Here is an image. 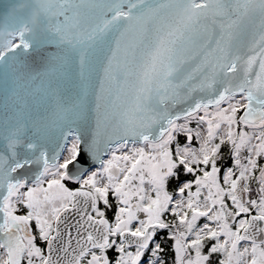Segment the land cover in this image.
<instances>
[{"label": "snow or ice", "instance_id": "snow-or-ice-1", "mask_svg": "<svg viewBox=\"0 0 264 264\" xmlns=\"http://www.w3.org/2000/svg\"><path fill=\"white\" fill-rule=\"evenodd\" d=\"M56 6L0 50V264H264V0Z\"/></svg>", "mask_w": 264, "mask_h": 264}, {"label": "water", "instance_id": "water-1", "mask_svg": "<svg viewBox=\"0 0 264 264\" xmlns=\"http://www.w3.org/2000/svg\"><path fill=\"white\" fill-rule=\"evenodd\" d=\"M57 3H50L49 0H6L2 9H0V37L7 39L8 43L16 37L18 32L23 31L26 39L38 41L43 37L46 28L53 20L51 12ZM39 15L40 26L38 29L39 39L32 33V18ZM0 50L8 48V44ZM55 52L54 46L48 49ZM29 67L33 70L43 68V63L38 60L35 53L29 55L26 60Z\"/></svg>", "mask_w": 264, "mask_h": 264}, {"label": "clouds", "instance_id": "clouds-1", "mask_svg": "<svg viewBox=\"0 0 264 264\" xmlns=\"http://www.w3.org/2000/svg\"><path fill=\"white\" fill-rule=\"evenodd\" d=\"M50 3H57V0H49ZM60 8L58 6H56L54 8V10L51 12V18L52 19H55L56 16H58L60 14ZM32 33L34 35H36L37 39H39V35H38V29H39V26H40V18H39V15H35L33 18H32ZM8 41L6 38L4 37H0V48H3L7 45Z\"/></svg>", "mask_w": 264, "mask_h": 264}, {"label": "rangeland", "instance_id": "rangeland-1", "mask_svg": "<svg viewBox=\"0 0 264 264\" xmlns=\"http://www.w3.org/2000/svg\"><path fill=\"white\" fill-rule=\"evenodd\" d=\"M13 43V41L9 42L8 44V48L11 46V44ZM4 50V49H3Z\"/></svg>", "mask_w": 264, "mask_h": 264}, {"label": "flooded vegetation", "instance_id": "flooded-vegetation-1", "mask_svg": "<svg viewBox=\"0 0 264 264\" xmlns=\"http://www.w3.org/2000/svg\"><path fill=\"white\" fill-rule=\"evenodd\" d=\"M15 38H16V37H15ZM15 38L11 39L9 42H11V41H14V40H15Z\"/></svg>", "mask_w": 264, "mask_h": 264}]
</instances>
